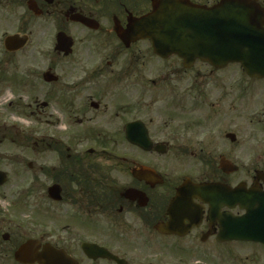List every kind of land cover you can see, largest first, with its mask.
<instances>
[{
    "label": "flooded vegetation",
    "instance_id": "af4514ba",
    "mask_svg": "<svg viewBox=\"0 0 264 264\" xmlns=\"http://www.w3.org/2000/svg\"><path fill=\"white\" fill-rule=\"evenodd\" d=\"M153 1L0 0V264H264L195 188L264 191V75L157 53Z\"/></svg>",
    "mask_w": 264,
    "mask_h": 264
},
{
    "label": "water",
    "instance_id": "95a60500",
    "mask_svg": "<svg viewBox=\"0 0 264 264\" xmlns=\"http://www.w3.org/2000/svg\"><path fill=\"white\" fill-rule=\"evenodd\" d=\"M264 11L254 0H220L212 6L195 4L189 0H154L152 10L132 20L128 33L149 38L157 53H176L185 62L195 59L221 66L240 61L246 72L264 75ZM5 175L0 173V184ZM207 200L226 196L227 204H238L245 214L227 216L223 234L264 243V191L241 184L235 188L220 184H202L195 188L205 193ZM184 185L171 202L182 196ZM56 189L51 190L54 198ZM22 248L18 257L27 253ZM44 264L43 257L33 258Z\"/></svg>",
    "mask_w": 264,
    "mask_h": 264
},
{
    "label": "rangeland",
    "instance_id": "374dc122",
    "mask_svg": "<svg viewBox=\"0 0 264 264\" xmlns=\"http://www.w3.org/2000/svg\"><path fill=\"white\" fill-rule=\"evenodd\" d=\"M243 125H244V121H243ZM121 152H123V151H121ZM27 176L26 177H20V176H18V177H16V178H11V180H10V182L9 183H7L6 185H5V187H4V192H3V195L4 196H8V194H7V192L10 190L11 191V189L15 186V185H17V186H25V187H27V185H28V182H27ZM16 190V189H15ZM7 200V198H4L2 201H6ZM6 206V205H5Z\"/></svg>",
    "mask_w": 264,
    "mask_h": 264
}]
</instances>
